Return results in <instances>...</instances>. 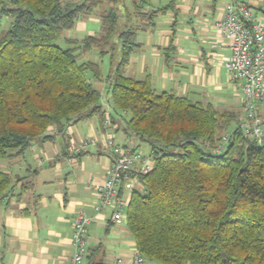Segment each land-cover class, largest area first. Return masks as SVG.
<instances>
[{
  "label": "trees",
  "instance_id": "trees-1",
  "mask_svg": "<svg viewBox=\"0 0 264 264\" xmlns=\"http://www.w3.org/2000/svg\"><path fill=\"white\" fill-rule=\"evenodd\" d=\"M123 1L0 0V19L11 20L0 34V161L38 139L52 140L49 129L64 135L68 125L92 117L103 124L101 95L88 75L103 80L109 122L118 118L130 139L148 146V155L130 148L152 161L138 176L124 223L143 260L264 264V143L244 135L230 112L157 92L148 78L124 74L141 47L136 34L173 10L174 0L157 9L150 0H131L130 11ZM253 9L264 18L262 9ZM95 15L99 35L62 40L77 21ZM93 51L110 57L104 78L98 64L79 60ZM223 136L228 141L217 153ZM11 184L0 171V201Z\"/></svg>",
  "mask_w": 264,
  "mask_h": 264
},
{
  "label": "crops",
  "instance_id": "crops-1",
  "mask_svg": "<svg viewBox=\"0 0 264 264\" xmlns=\"http://www.w3.org/2000/svg\"><path fill=\"white\" fill-rule=\"evenodd\" d=\"M227 1L174 0L173 10L159 15L153 27L136 34L141 47L130 55L124 74L137 80L148 78L157 92H171L192 102L211 104L220 112H230L240 123L244 118L242 99L225 69L228 45L214 28V23L224 16ZM239 1L264 11V0ZM170 2L150 0L149 5L157 9ZM123 4L129 11L132 9L131 0ZM100 33L101 23L95 15L77 21L63 33L62 40L81 42ZM94 52L80 55L79 60L98 64L91 60ZM109 71L104 70L102 78ZM89 80L100 91L103 80ZM259 114L264 120V105ZM114 120L105 128L92 117L68 125L64 135L50 129L52 140L38 139L20 155L0 161V171L10 175L12 181L11 190L0 201V264H67L72 254V223L80 210L91 218L85 264H101L119 256L125 264H133L131 257L136 247L126 225L112 224L108 209L96 214V196L86 187L89 181H101L105 175L111 159L104 146L108 135L116 144L137 147V141L126 135L124 124L118 118ZM59 136L62 143L55 145ZM85 136L96 138V145L77 153L68 149L70 140L78 142ZM135 187L140 188V184Z\"/></svg>",
  "mask_w": 264,
  "mask_h": 264
},
{
  "label": "built area",
  "instance_id": "built-area-1",
  "mask_svg": "<svg viewBox=\"0 0 264 264\" xmlns=\"http://www.w3.org/2000/svg\"><path fill=\"white\" fill-rule=\"evenodd\" d=\"M214 28L228 45L225 69L231 85L242 99L244 118L240 128L244 135L261 145L264 143V120L259 114L264 105V18L247 3L228 0L224 5V16L214 23ZM102 125L105 128L110 125L107 115ZM46 133L52 135L50 129ZM227 141L228 137L223 136L215 151L220 153ZM96 143L93 136H85L78 142L70 140L68 149L77 153ZM104 146L111 155L105 175L101 181H89L86 187L96 196L95 213L110 210L111 223L120 226L125 223L126 208L138 176L148 173L152 165L139 152L116 144L112 136L105 138ZM90 222L91 218L84 211L76 213L70 236L72 254L67 264H85ZM131 260L133 264L144 261L137 250ZM125 263L119 256L101 264Z\"/></svg>",
  "mask_w": 264,
  "mask_h": 264
},
{
  "label": "rangeland",
  "instance_id": "rangeland-1",
  "mask_svg": "<svg viewBox=\"0 0 264 264\" xmlns=\"http://www.w3.org/2000/svg\"><path fill=\"white\" fill-rule=\"evenodd\" d=\"M8 26H9L8 18L2 17L0 19V34H1L2 31L6 30L8 28ZM58 44L61 45V46L63 45L61 41H58ZM90 55H91V60L92 61L95 60L98 63L99 68H100V72H101L102 75L104 74V70H106V71L110 70V57L108 55H105L103 57H99L97 51H95L94 53H91ZM88 77H90V76L88 75ZM99 90H100L99 92H100V95H101L100 102H101L103 108L106 109V112L111 114V109H110L111 108V103H110V99H109L107 86L104 83V81L102 82V86L100 87ZM237 121H238V119H235V123L236 124L238 123ZM60 143H62V138L59 136L55 140V145H58ZM134 146H137V149H139L141 152H143L145 154L148 153V146L146 144L137 142L136 145H134Z\"/></svg>",
  "mask_w": 264,
  "mask_h": 264
}]
</instances>
